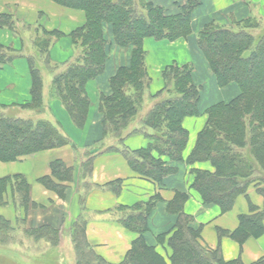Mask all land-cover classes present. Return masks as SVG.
Instances as JSON below:
<instances>
[{"label":"trees","instance_id":"trees-1","mask_svg":"<svg viewBox=\"0 0 264 264\" xmlns=\"http://www.w3.org/2000/svg\"><path fill=\"white\" fill-rule=\"evenodd\" d=\"M49 1L85 15V23L70 34L73 55L64 63L53 62L50 55L63 33L48 31L42 26L22 25L11 15L0 14V29L17 35L24 30L30 35L32 53L14 56L12 48L0 45V67L19 57L28 61L32 100L20 108L33 110L39 115L46 112L42 71L45 68L52 74L49 102H59L73 125L83 129L91 108L86 90L88 82L103 74L113 46L127 51V62L110 80L111 95L100 97L103 138L92 148H99L100 152L120 150L133 172L163 182L176 169L156 159L153 152L169 157L174 163L184 162L183 153L189 136L183 122L187 117L198 115L201 88L193 81L194 67L191 64L173 63L161 73L163 88L152 95L144 42L147 39L175 42L191 37L193 14L202 5V0H177L176 14H168L150 0ZM263 27V18L251 16L242 21L232 18L228 24L211 21L196 35L198 48L218 85L224 88L235 84L240 92L231 102L208 109L207 124L187 160L189 164L210 162L213 165L214 173H195L193 189L200 194L205 205L219 206L223 213L230 212L239 197L247 196L251 186L264 195V34L257 33ZM164 94L168 98L158 101ZM147 101L150 107L143 113ZM137 121V127L133 128ZM136 133H143L150 144L144 150L132 152L124 147V141ZM68 144L70 140L64 132L48 120L8 119L0 114L1 162H14ZM92 165L91 155L83 163V179L90 175ZM52 171L60 181L73 180V171L62 163L52 164ZM45 184L54 191L61 190L50 180ZM120 186L121 182L117 181L104 187L119 193ZM9 194L17 208H29L30 186L25 177L0 178V207L7 204ZM186 201L187 196L179 193L169 204L168 211L176 221L170 231L159 237L161 242L167 239L172 250L170 264H242L239 261L227 263L219 250L202 246V227H196L193 219L185 214ZM155 206L156 200H152L147 204L118 208L119 222L139 235L122 264H167L144 239ZM85 224L83 219L77 222L72 234L76 264H106L88 244ZM14 233L12 225L0 216V244L6 242L4 236ZM263 234L264 209L252 204L250 213L239 217L235 232L219 230L220 238L227 236L240 244ZM25 235L33 241L46 240L52 247L60 244L59 232L50 228L28 230ZM0 256L4 255L0 252ZM11 257L14 264H21L17 257ZM31 262L34 264L33 259L24 264Z\"/></svg>","mask_w":264,"mask_h":264},{"label":"crops","instance_id":"crops-1","mask_svg":"<svg viewBox=\"0 0 264 264\" xmlns=\"http://www.w3.org/2000/svg\"><path fill=\"white\" fill-rule=\"evenodd\" d=\"M150 1L163 8L168 14L178 12L175 5L177 0ZM11 6L17 7L21 18L30 24L35 23L40 15H46L48 19L44 28L64 34L51 50L53 62L63 63L72 57L73 45L70 34L85 23L84 13L58 8L60 6L50 1L0 0V12ZM258 8L264 13V0H202V5L193 14L191 37L175 42L145 40L144 49L147 57L154 49L164 53V55L160 54L162 58H155L153 62L148 60L149 67L157 72L156 77H159L161 82V73L168 65L191 64L194 67L193 81L201 88L198 115L187 117L183 122V127L189 136L183 153L184 162L174 163L169 157L153 152L156 159L162 160L167 167L176 169L161 183L133 172L120 150L98 152L92 148L103 138V115L99 112L100 97L111 95L110 80L117 69L127 62V51L113 46L103 74L88 82L86 90L91 108L83 129L73 125L59 102H49L48 90L51 80L46 81V113L34 116L36 120L44 119L58 125L70 140V144L26 156L14 162L0 161V178L15 175L25 177L30 186L31 200L27 210L17 208L9 194L6 197L7 204L0 207V216L12 225L15 234L25 235L28 230L42 227L59 232L58 247H52L48 241L36 243L45 240L34 241L33 245L36 249L28 243L30 252L47 253L53 248L54 251L59 250L67 254L64 258L67 264H76L72 234L76 223L83 219L86 222L85 235L88 244L95 254L106 264H122L139 235L126 229L119 222L118 208H130L139 203L147 204L156 200L155 209L149 219V230L144 235V239L148 246L154 247L156 253L170 264L172 250L168 246L167 239L161 242L159 237L173 228L176 217L168 211V206L176 195L181 193L187 196L184 204L185 214L193 219L196 227L203 228L200 242L204 248L219 250L227 263L239 261L242 264H264V234L259 238H251L243 244L230 237L219 236V230L235 232L239 227V217L250 213L251 204L263 210L264 195L259 193L255 186H251L247 196L239 197L234 208L228 213H223L219 206L205 205L200 194L193 189L195 173L197 171L214 173L213 165L210 162L194 164L187 162L196 146L199 134L207 124L208 109L219 103H229L240 93L235 84L224 88L218 85L208 62L198 48L196 35L211 21L220 24L231 23L232 18L242 21L258 13ZM262 17L264 16L259 13L256 16V18ZM0 45L18 47V39L11 31L0 29ZM169 53L173 55L169 56ZM160 86H152V95L163 88L162 85L157 90ZM31 87L30 70L25 57H19L13 63L0 67V105L11 109H22L21 106L29 104L32 100ZM28 113L30 116L31 110ZM34 116L29 119H34ZM149 144L150 140L141 134L131 135L124 141V147L132 152L144 150ZM91 155L92 170L90 175L83 179L82 166ZM55 162L62 163L67 169L72 170L73 180L60 181V178V180L56 178L52 171V164ZM46 180L58 185L61 190L50 189L45 184ZM117 181L121 182L119 193L104 187ZM23 247L24 243L7 248L8 251L19 254L15 257L21 264L28 263L34 257L33 254L25 256Z\"/></svg>","mask_w":264,"mask_h":264},{"label":"rangeland","instance_id":"rangeland-1","mask_svg":"<svg viewBox=\"0 0 264 264\" xmlns=\"http://www.w3.org/2000/svg\"><path fill=\"white\" fill-rule=\"evenodd\" d=\"M43 1L44 2H48L49 0H43ZM58 8H61V7H58ZM66 11H68V10H66ZM263 11H264V9H263ZM258 13L264 16V13L260 12V8H258ZM258 13H254L253 16L256 17ZM0 14L11 15L12 17H14V19L16 21H20L22 23V25L23 24H28V25H33V27L42 26L44 28L45 24L47 22V19H48V17L46 15L42 14L43 16L40 15L35 23H31L30 24V23L26 22L23 18H21V16H20L21 14L18 12L17 7L14 8L12 6L6 8V9H3V11H1ZM262 18L264 19V17H262ZM11 33L13 34V36L15 38L18 39V47H11L12 50H13V53H11L12 55L20 56V55H24L26 53L27 54L28 53H32V47H31V43H30V35L26 31L23 30V32L19 33V35L15 34L13 32H11ZM257 33L263 35L264 34V27L262 29H260L259 31H257ZM22 40H23V42H22ZM58 42H59V40L56 42V44ZM160 54L164 55L163 51H159L158 52L156 49H154L151 53H148L147 64H148L150 77L152 79V84H151V87H150L151 89H152V86L156 87L158 85H161V86L163 85L162 82L160 81L159 77H156L157 72H155V70L152 69V67L151 68L149 67L150 64H149V61H148V60H150L151 62H153L155 58H158V57L162 58V55H160ZM170 55H173V54L169 53V56ZM42 67H43V65H42ZM42 71H43V77H44L45 83H46V81H50L52 79V74L49 73L45 68H43ZM161 86L159 88H157V90H159L161 88ZM151 89H150V92H151ZM157 90H155V93H156ZM167 98H168V96L166 94H164V96L162 98H159L158 101H161V100H164V99H167ZM152 101H154V100H151V102ZM149 107H150V102L147 101L145 106H144V109H143L144 112L143 113H145L146 110ZM28 111H29L28 109H19V108L18 109H11V108H1L0 107V114L3 115L4 117L8 118V119L29 120V118L34 116V115L35 116H39V114L36 113L33 110H31L32 113H30V116H29ZM45 113L46 112H44V114ZM40 115H42V114H40ZM35 116L33 117L34 119H32V118L31 119L35 120V122L39 121V120H36ZM137 124H138V121H137V123H133V128H136ZM131 130L132 129H130V131ZM137 134H141V135L145 136L143 133H136V134H132V135H137ZM95 150L100 152L99 148H97ZM202 232H203V228H202ZM4 238H5L6 242L3 245L0 244L1 255H4V256H0V264H14L13 261L10 260V259H12L11 256H19V254L15 253V252H12L11 250L8 251L7 248H12L15 245H19V244H23V243H24V247H23V249H24L23 251L24 252L23 253H26L25 256H29V255L33 254V256H34L33 257L34 264H67L66 260L64 259L67 254L66 253H62L59 250L58 251H54L53 248L49 252L44 253L43 255H41L42 253L30 252L28 243H31V245H33V244H35V242L32 240V238H29L26 235H19V234H15L14 233V234H11V235L8 234V235L4 236ZM41 242H46V240L45 241L36 242V243L39 244ZM33 248L36 249V247L34 245H33ZM4 251H7V253H9V255L6 254ZM39 251H41L40 248H39ZM39 251H37V252H39ZM34 253H36V254H34ZM62 254H64L65 256H62ZM75 258H76V256H75ZM31 264H32V262H31Z\"/></svg>","mask_w":264,"mask_h":264}]
</instances>
